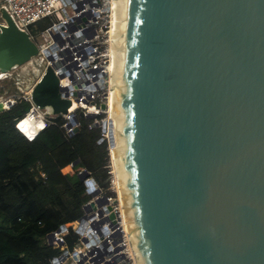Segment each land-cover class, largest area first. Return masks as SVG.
<instances>
[{
	"label": "water",
	"instance_id": "water-1",
	"mask_svg": "<svg viewBox=\"0 0 264 264\" xmlns=\"http://www.w3.org/2000/svg\"><path fill=\"white\" fill-rule=\"evenodd\" d=\"M0 17L1 75L40 46ZM56 69L31 97L66 115ZM112 91L137 264H264V0H117Z\"/></svg>",
	"mask_w": 264,
	"mask_h": 264
},
{
	"label": "built area",
	"instance_id": "built-area-1",
	"mask_svg": "<svg viewBox=\"0 0 264 264\" xmlns=\"http://www.w3.org/2000/svg\"><path fill=\"white\" fill-rule=\"evenodd\" d=\"M0 3V8L7 11L20 30L37 39L40 46L37 56L45 61V69L39 77L31 83L17 81L19 94L11 99L10 106L5 107L7 100L0 102V107L8 109L16 99L27 100L30 109L25 118L39 120L37 134L44 130L48 116L53 114L36 106L31 95L47 66L56 63L61 95L72 102L68 113L62 115L67 134L72 136L78 131L76 112L82 110L92 120V126L101 129L100 143H107L110 153L109 187L103 190L87 173L84 181L90 199L85 206L93 203L95 208L84 209L81 219L52 233L54 247L59 248L61 254L50 264H137L111 156V138H115L116 131L111 114L115 0H1ZM47 19L50 23L40 30L39 23ZM49 56L53 57L52 61ZM6 76L1 74L0 79ZM103 104L105 109H102ZM22 120L16 128L32 140L37 134L30 137L19 128ZM111 215H115L114 219ZM71 231L78 234L73 248L66 242Z\"/></svg>",
	"mask_w": 264,
	"mask_h": 264
},
{
	"label": "trees",
	"instance_id": "trees-1",
	"mask_svg": "<svg viewBox=\"0 0 264 264\" xmlns=\"http://www.w3.org/2000/svg\"><path fill=\"white\" fill-rule=\"evenodd\" d=\"M44 69L36 56L0 79V95L10 90L17 96L15 83L36 80ZM29 109L27 100L16 99L0 111V264H50L61 254L47 238L84 215L90 196L81 170L103 190L109 187L108 145L100 143L101 129L82 110L76 112L80 125L74 135L67 134L62 115H49L46 128L29 140L16 128ZM77 240L72 231L66 237L70 248Z\"/></svg>",
	"mask_w": 264,
	"mask_h": 264
},
{
	"label": "bare ground",
	"instance_id": "bare-ground-1",
	"mask_svg": "<svg viewBox=\"0 0 264 264\" xmlns=\"http://www.w3.org/2000/svg\"><path fill=\"white\" fill-rule=\"evenodd\" d=\"M115 12H116V25H115V32L113 36V66H112V81H113V74H114V57H115V43H116V27H117V0H115ZM12 104L11 100H8V103L5 105V107H8ZM111 114L112 118L114 119L115 123V113H114V99H113V91L111 95ZM39 120L32 119L31 117H27L22 120L19 128H21L25 133H27L30 137H33L35 134H37L39 127ZM116 134V131H115ZM112 160L114 163V169L116 171V175L118 178V184H119V193L121 197V203L123 204V212L125 215V222L127 223V217H126V212H125V207H124V198H123V189H122V181H121V173H120V163H119V154L117 152V149H113L111 152Z\"/></svg>",
	"mask_w": 264,
	"mask_h": 264
},
{
	"label": "rangeland",
	"instance_id": "rangeland-1",
	"mask_svg": "<svg viewBox=\"0 0 264 264\" xmlns=\"http://www.w3.org/2000/svg\"><path fill=\"white\" fill-rule=\"evenodd\" d=\"M0 2H1V0H0ZM23 81L25 83H31V81H34V79L32 77H28V78L24 79ZM16 94L17 93H15V92H12L10 90H7L3 95H0V102L1 103H4L7 100H11ZM0 111H1V109H0Z\"/></svg>",
	"mask_w": 264,
	"mask_h": 264
},
{
	"label": "crops",
	"instance_id": "crops-1",
	"mask_svg": "<svg viewBox=\"0 0 264 264\" xmlns=\"http://www.w3.org/2000/svg\"><path fill=\"white\" fill-rule=\"evenodd\" d=\"M0 109H1V107H0Z\"/></svg>",
	"mask_w": 264,
	"mask_h": 264
}]
</instances>
